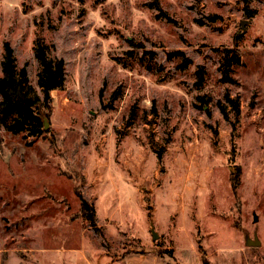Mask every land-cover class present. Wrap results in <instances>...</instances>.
<instances>
[{"label": "rangeland", "instance_id": "rangeland-1", "mask_svg": "<svg viewBox=\"0 0 264 264\" xmlns=\"http://www.w3.org/2000/svg\"><path fill=\"white\" fill-rule=\"evenodd\" d=\"M156 1L0 0V75L5 41L40 96L35 39L65 62L47 130L0 124V264H264V0Z\"/></svg>", "mask_w": 264, "mask_h": 264}, {"label": "trees", "instance_id": "trees-1", "mask_svg": "<svg viewBox=\"0 0 264 264\" xmlns=\"http://www.w3.org/2000/svg\"><path fill=\"white\" fill-rule=\"evenodd\" d=\"M243 1L248 2V0ZM155 4L158 6L156 0ZM245 13L247 17L254 15V12L247 8ZM33 51L39 66L37 85L42 91L41 96L36 93L34 87L28 82L26 65L24 64L17 69L13 48L9 42L5 41L3 43L0 75V124L11 133L25 132L29 136H38L43 132L42 117L46 116L48 118L50 112V92L55 89H62L64 86L65 62L61 57H51L49 55V45L38 37L34 41ZM176 53L183 55L181 50H177ZM189 62V58L183 57V65L186 66ZM222 62L225 66L222 71V80L233 81L229 72L232 65L241 63L240 56L236 53L225 56ZM115 93L116 90L112 93L111 99L115 98ZM227 97L233 106L235 115H238V100L232 99L228 95ZM224 115L227 118V114ZM232 186L234 187L233 180ZM78 197L80 200V216L90 227L101 234L100 227L96 223L95 209L92 202L81 194ZM167 253L171 256L170 250H167ZM168 264L172 263L168 262Z\"/></svg>", "mask_w": 264, "mask_h": 264}, {"label": "crops", "instance_id": "crops-1", "mask_svg": "<svg viewBox=\"0 0 264 264\" xmlns=\"http://www.w3.org/2000/svg\"><path fill=\"white\" fill-rule=\"evenodd\" d=\"M86 199H88L87 197H85ZM90 202H92L93 206H94V199H88ZM95 209V206H94ZM95 218H96V223L97 222V216H96V209H95ZM21 224V222H20ZM23 225V224H22ZM21 225V226H22ZM100 227V231L102 234V229L101 227L103 225L97 224ZM55 256L57 257V260L55 261L53 259V263L54 264H60L59 262V253L56 251L55 252ZM104 258L99 257L96 262L94 264H168V262H165L164 260H162L160 257H158L155 254H150L147 252H140V251H130L127 252L119 257H115V258H109L108 254L103 253L102 254ZM54 256V255H53ZM104 259V260H103ZM16 261L17 264L19 263V259L14 257V258H9V263H11L12 261ZM75 260L74 264H93L90 261V258L82 255V256H78ZM103 260V261H102ZM1 261V258H0Z\"/></svg>", "mask_w": 264, "mask_h": 264}, {"label": "water", "instance_id": "water-1", "mask_svg": "<svg viewBox=\"0 0 264 264\" xmlns=\"http://www.w3.org/2000/svg\"><path fill=\"white\" fill-rule=\"evenodd\" d=\"M248 23V19H242L241 22H240V25H241V32L240 33H243L245 32V24ZM42 122H43V126H42V129L43 130H47L48 127L50 126V123H49V119L46 117V116H43L42 117ZM256 214H254V217L253 219L256 220ZM158 237V233L156 230H154V228L152 227V239H156ZM245 243L246 245H249V246H257L260 244V241L259 239L257 238L256 235H254L253 238L249 237V236H246L245 237ZM206 264V263H205Z\"/></svg>", "mask_w": 264, "mask_h": 264}]
</instances>
